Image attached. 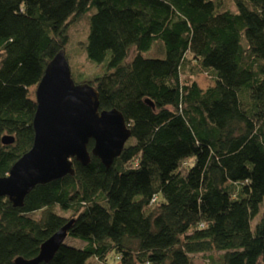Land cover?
Here are the masks:
<instances>
[{"label": "trees", "instance_id": "16d2710c", "mask_svg": "<svg viewBox=\"0 0 264 264\" xmlns=\"http://www.w3.org/2000/svg\"><path fill=\"white\" fill-rule=\"evenodd\" d=\"M81 16L97 71L72 78L131 136L109 167L73 159L22 206L0 196V264L64 226L82 244L39 264H264V0H0V177L30 149L29 89Z\"/></svg>", "mask_w": 264, "mask_h": 264}, {"label": "water", "instance_id": "95a60500", "mask_svg": "<svg viewBox=\"0 0 264 264\" xmlns=\"http://www.w3.org/2000/svg\"><path fill=\"white\" fill-rule=\"evenodd\" d=\"M35 103L32 145L12 164L7 175L0 177V196L14 207L22 206L36 185L73 175V159L87 165L93 155L109 167L131 136L120 111L100 110L97 90L88 82L74 81L64 49L46 64L36 85ZM146 103L152 106L149 100ZM89 140L93 141L90 151ZM13 141L12 136L2 138L4 144ZM67 229L64 226L45 240L34 258H16L14 264L50 261L64 243Z\"/></svg>", "mask_w": 264, "mask_h": 264}, {"label": "rangeland", "instance_id": "374dc122", "mask_svg": "<svg viewBox=\"0 0 264 264\" xmlns=\"http://www.w3.org/2000/svg\"><path fill=\"white\" fill-rule=\"evenodd\" d=\"M69 25V43L67 51L65 50L66 57L68 59L70 68L76 70V72H81L83 76H90L95 74L97 67L92 63L86 60L85 54L82 48V43L85 40L87 34V17L81 16L76 20L70 21ZM146 56H150V53H145ZM197 83L201 87H206L210 82L203 76L198 75L195 77ZM35 89L36 86H33L29 89V96L31 99L35 100ZM261 214H258L252 221V226L259 220ZM66 244L79 246L82 242H79L76 239H73L70 236H67L65 241ZM219 253H207V254H198L193 258V264H214L213 262L218 259ZM212 259H211V258ZM210 258V259H209Z\"/></svg>", "mask_w": 264, "mask_h": 264}]
</instances>
